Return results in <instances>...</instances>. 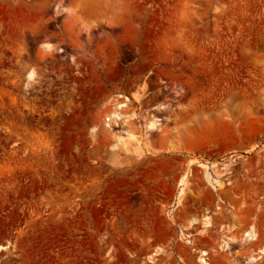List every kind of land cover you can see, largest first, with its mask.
<instances>
[{
	"label": "rangeland",
	"instance_id": "1",
	"mask_svg": "<svg viewBox=\"0 0 264 264\" xmlns=\"http://www.w3.org/2000/svg\"><path fill=\"white\" fill-rule=\"evenodd\" d=\"M0 247L264 264V0H0Z\"/></svg>",
	"mask_w": 264,
	"mask_h": 264
},
{
	"label": "bare ground",
	"instance_id": "2",
	"mask_svg": "<svg viewBox=\"0 0 264 264\" xmlns=\"http://www.w3.org/2000/svg\"><path fill=\"white\" fill-rule=\"evenodd\" d=\"M31 77V73L29 74V78ZM116 112H115V110L113 111V112H109V114H108V116L109 117H111V119H112V117L114 118V116L115 115H117V114H115ZM107 116V115H106ZM108 117V118H109ZM123 141L121 140V141H119V143H122ZM212 186H215V188L216 187H220V185H218V183L217 184H215V185H212ZM251 239H253V236L251 237ZM3 249V247H0V251ZM261 252H264V248L261 250ZM205 253L204 252H201L200 254H199V256H198V261H199V263L200 264H206V261H205ZM250 261H253V260H250Z\"/></svg>",
	"mask_w": 264,
	"mask_h": 264
}]
</instances>
